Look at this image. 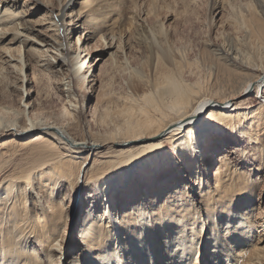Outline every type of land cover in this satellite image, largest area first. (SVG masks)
I'll return each instance as SVG.
<instances>
[{
    "label": "bare ground",
    "instance_id": "bare-ground-1",
    "mask_svg": "<svg viewBox=\"0 0 264 264\" xmlns=\"http://www.w3.org/2000/svg\"><path fill=\"white\" fill-rule=\"evenodd\" d=\"M4 1L7 0H0L2 7V10H0V23L15 22L16 24H20L21 22L16 15L18 11L9 8L7 2H5L7 4L1 3ZM132 4L136 6L135 2H132ZM61 5L56 14L59 25L57 21H55V25L59 29H62L63 32H67L70 31V27L66 25L70 24V17L73 15L71 13L69 16L68 12L61 8ZM213 5L211 7L213 8L212 10L216 9L217 6L216 4ZM229 5L231 4L229 3ZM246 9V12H244L245 9L235 11L234 17L244 25V31L246 32L245 38H249L248 41L250 44H253L259 53L256 55L244 51L243 48L240 51V48H237L238 46H235L233 43L235 37H231L230 34L225 36V47L206 42L202 54L203 64L206 67L209 78V82L207 80L208 84H206L208 85L207 87L198 80L192 82L185 78L184 69L187 65L185 62L187 57L183 53H180L178 58L173 51L174 49L170 47V43H165L167 41L164 42L167 44L165 47H154L156 48L153 51V66H155V73L153 75L155 76L151 79L142 69L131 67L127 57L124 58L125 60L123 62L126 67L124 71H127L128 79L126 83L130 89L126 97L124 99L121 98L122 106L116 107L115 109L119 113L117 114L121 116L120 124H117L118 121L112 118L110 120L111 123H115L114 128L110 131V137L114 139L112 146L115 144H124V146L122 148H115V150L110 151V154H108V150L111 146H105L106 142L103 140L91 139L89 142L85 139L76 140L70 135L64 125L55 122H46L45 120L40 121L37 118L32 119L35 112L33 110L26 112L25 107L29 109L28 102L23 101L21 103L24 107L22 115H24L25 122L23 124H18L15 121H9L7 123L0 122V185H4L5 190L3 201L0 202V232L8 236L11 231H19L20 236L17 239L24 237L25 234L28 236H37L35 243L39 244L42 252L50 260L51 253L54 251L52 246L57 241L61 245L67 243L71 248L82 242L85 236L92 238L94 233V238L99 240L103 232H107L111 228L112 219H109L105 223L104 216L94 213V199L92 195L86 193L83 196L81 194L94 178L96 183H98L100 179L108 177L107 183L100 185L96 193L107 191L109 197L106 198H111L114 204H119L120 208L128 209L129 213L132 212L138 203L145 202L146 199L151 204L158 200L163 202L173 198L180 191L176 186H172L165 192H153L151 195L148 194L149 191L138 186V190L140 191L139 198L134 199V201L132 200L131 203L127 197V195L130 196V193L126 194L127 191L124 193L123 187L129 182L127 179L136 167L143 168L145 165H155L156 162L168 161L171 164L174 163L169 159L168 152L165 151L166 147L164 142L166 141L172 144L174 135L180 129L173 126V130L167 131L166 134L165 130L169 125H174L175 121H179L182 117L188 116L190 111L196 113L207 109L208 113L205 119L213 118L219 126L224 128L233 125L239 126L242 122H247L246 134L253 135L255 137L254 142H259L260 137L264 135V99L257 100L261 96L262 91H264V55H262L264 52V1L252 0L251 5ZM151 11H153V8ZM89 14L90 16L87 18L89 19L88 24L85 26L87 28L90 25L97 27L98 32H101L103 26L108 21L104 6L95 4L91 7ZM67 15L69 16V21H66L65 17ZM120 16L118 17L119 19ZM114 24L116 23L114 22ZM30 29L34 30L32 27ZM35 31L37 35L41 36V31ZM117 31H119L118 28L116 30L112 28L108 36L110 39L116 38V47L121 49V35ZM104 35V33H100L101 38L105 37ZM164 36L167 38L166 34ZM46 38L42 36L39 39L40 44L36 43L41 47H37V45L27 47L23 51L24 54L21 52L22 54L17 58L12 56L7 49L3 50L5 54H1L0 56V72L5 67L4 65L14 69L19 66L16 65V62L22 64L19 71L16 68L22 76L20 79L21 85L18 86L21 99L23 95H26L27 98L30 96V89L24 88L28 84L27 74L25 73L28 68H31L30 66L33 63L40 68L48 69L54 74L63 73L65 76L62 78L60 82L61 88L60 86L59 88L63 95L67 97L73 99L74 90L80 91L81 89L88 90L91 88L96 80L90 78L91 73L85 77L92 63L89 62L91 58L88 62L86 61L90 50L84 44L81 47L77 43L81 39V36L74 43L75 50L73 55H70L67 47H60L62 41L59 42L55 38L52 39L50 37L49 39ZM28 40L29 37H26V43ZM53 49L57 52L59 51L62 57L59 58L56 55L54 57V55L47 53L48 51L52 52ZM255 56L258 57V60ZM60 69L63 71L60 72ZM240 69L244 70L241 71ZM260 69L261 73H257ZM138 89H141V91H138ZM245 91H250L253 95L244 96L234 103V98L242 95ZM97 95H99L98 92ZM75 96L73 104H70L73 107H78L79 101ZM249 108H254V110L249 112ZM108 113L109 110L105 109V117ZM213 132L222 134L217 130H205V136ZM190 133L191 129L189 130ZM2 137H7V139L2 140ZM148 139L150 140L147 141ZM127 142L130 143L125 144ZM8 143L23 147L31 143L38 144V146L42 144L47 149H50V153L46 158L42 157L43 162H39L40 168H38L39 166L35 169L33 168L29 174L15 176L7 173L2 174V170L5 169L6 162H8L7 160L11 158L9 156V158L7 157L8 159H4L9 152L2 151L3 147ZM262 144L261 146H263ZM57 147L63 148L65 153L55 151ZM100 147L107 148L103 152H100L98 149ZM168 151L170 150L168 149ZM9 155L11 154L9 153ZM216 158L218 163L212 173L213 181L210 184L209 179L203 180V192H200L198 188L201 202L205 204H207L205 197L211 198L213 190L218 189L221 185L231 187L234 182H239L241 178L238 175L239 169L229 166L224 157L218 156ZM89 161L90 163H88ZM211 161L212 159L207 158V163L202 162L200 169L203 172L206 171ZM123 167L125 169H122ZM45 168L49 169L46 173H44ZM179 171L181 170L178 168L176 173ZM37 172L44 174L36 176ZM179 173L183 174V172ZM33 176H36L34 181L32 179ZM60 180L73 186L75 190L73 201L68 210H64L66 209L64 204L53 196L55 194L54 190H56ZM5 181H7V184H4ZM81 181H83V184H81ZM20 183H25V185L16 191L15 185ZM32 184H34L32 192L33 198L28 202L26 189ZM129 184H133V182ZM135 184H137V181H135ZM184 188L186 189L187 186L185 185ZM117 190H122L120 192L121 194H119V198H123L121 199L122 203L116 200L118 198L116 194ZM256 196L255 191L251 192L249 197L241 202L240 207L244 209L246 214L252 213ZM90 197L91 199L87 200ZM194 207L195 205H193ZM80 212L81 215L79 214ZM72 213L74 214L73 218L71 217L73 215ZM94 216L95 219H93ZM78 220L79 223L75 231V237H72L74 225H76ZM213 224H215V221H213ZM254 226L255 224L252 218V223L246 232L241 233L235 239L234 243L228 246L229 248H235L237 244H239L238 246H242L240 249L235 248V255L233 257L234 264L235 262L236 264L261 263L260 260L264 257V253H261L264 252V231L262 232V237H258V245L253 244L249 248H244V244L253 235L252 231ZM212 231H215L214 227ZM168 234V232H153L150 234V239L155 242L161 236H167ZM199 249L200 244L193 242L191 238H189L187 245H181L179 248V256H175L177 249L168 252L166 248L160 249L157 247V264H174V257L175 264H179L180 261H185L186 264H197V261L201 260ZM203 250L207 256V260L203 264H220L221 258L225 261L227 259L222 251L217 253L216 249L210 247L207 243L204 244ZM193 252L195 256H192ZM134 255L138 257V253H134ZM190 256L192 257L191 259H189ZM129 258L132 259L133 257L130 256ZM37 264H39V261ZM56 264H58V260Z\"/></svg>",
    "mask_w": 264,
    "mask_h": 264
},
{
    "label": "rangeland",
    "instance_id": "rangeland-1",
    "mask_svg": "<svg viewBox=\"0 0 264 264\" xmlns=\"http://www.w3.org/2000/svg\"><path fill=\"white\" fill-rule=\"evenodd\" d=\"M229 1L79 0L78 6L71 12H68V15L70 16L72 13L71 15H75L77 18H79L80 15L87 13V17H85L86 19H84V22L77 26L81 29H83L84 26L86 29L84 28L82 32H77L75 36H73L71 32V24L66 25L70 27V31L67 32H63L62 29H59V27L55 25V21H57V24L59 25V20L57 19L56 14L60 5L65 3V0H37L38 3H43L50 7L48 11L32 16L28 15V12L23 9V6H21L19 9L15 7L18 0H7L1 2L2 4L8 3L9 8L16 9L18 12L20 11L21 14L18 16V18L21 23H0V39H2L6 34H11L10 39L4 43H0V56L1 54H5L3 53V50L7 49L12 56L17 58L20 54H24L23 51L27 49V47L40 44L39 39L42 38V36L45 38L47 37L46 39H49L50 37L52 39L55 38L59 42L62 41L60 47H67L70 55H73L75 50L74 43L76 39L81 36L80 40H83L84 34L89 33L88 39L84 45L88 50H90V54L86 61L88 62L91 58L89 62L92 63V65L85 77L91 73L90 78H94L96 81H94V84L88 90H74V96L77 95L75 97L78 99L79 105L78 107H73L71 104H73L74 96L73 99L71 97H67L66 95H63L60 90V82L65 75L63 73L54 74L48 69L40 68L39 66L35 65L33 61H31V63H33L30 66L31 68H28L25 73L27 74L28 84L24 87L26 89H30V96L27 98L26 95H23V98L21 99V93L20 89H18V86L21 85L20 79L22 76L18 71L19 68L22 67V64H20V62H16V65H19L16 67L18 68V71L16 68H14V70L13 68H9L4 65L5 67L0 72V122L7 123L9 121H15L18 124H23L25 122L24 115H22L24 107L21 103L25 101L28 102L27 105L29 106V109L25 107L26 112L32 110L35 112V115L32 117V119L37 118V120L40 121L45 120L46 122L49 121L64 125L70 135L76 140L85 139L88 142L91 139L103 140L106 142L105 146H111V148L109 147L108 154H110V151L115 150V148H122L124 144H115L112 146L114 139H111L110 131H112L114 128L115 123H111L110 120L112 118L113 120L118 121L117 124H120L119 121H121V116L118 115L119 113L115 109L116 107L122 106V99L126 97L130 89L126 83V80L128 79L126 74L127 71H124L126 70L125 64L123 62L125 60L124 58L127 57L131 67L142 69L144 73L147 74L151 79L155 76L153 75L155 73V66H153V51L156 49L154 47H165L170 43V47L174 49L173 51L178 56V58L180 53H183V55L187 57L185 61L187 65L184 69L185 78L192 82L198 80L202 84H205V87H207L208 85L206 84H208L207 80L209 78L206 67L203 64L202 54L203 50L205 49L206 42L225 47V36L230 34L231 37H235V42L233 41V43L235 46H238L237 48H240V51H242L241 49L243 48L244 51L256 55L259 53L253 44H250L248 41L249 38H245L246 32L244 31V25H242L241 22L236 20L234 17V12L238 11L239 9H245L244 12H246V8L251 5L252 0ZM24 2L27 3V0H24ZM132 2H135L136 6H134ZM229 3L231 5H229ZM95 4L103 5L106 15L108 16V21L103 26L101 32H98L97 27L90 25L91 28H89L90 26L87 28V26H85L88 24L89 19L87 18L90 16L89 11ZM213 4L220 5L222 8L219 7L218 11L212 10L213 8L211 7ZM1 8L2 7L0 5V9ZM152 8L153 11H151ZM68 15L65 17L66 21H69ZM119 15H121L120 19L118 18ZM114 22L116 24H114ZM37 25H39V27H37ZM30 27L34 28V30L30 29ZM111 27L115 30L117 28L119 29L117 33L121 35V49L116 47V38L110 39L108 36L110 30H112ZM35 30H38L39 32L41 31V36L37 35ZM100 33H104L105 37L101 38ZM164 34H166L167 38L164 36ZM26 37H29L30 40H28L27 43ZM16 41L19 42L16 43ZM37 47L41 46L37 45ZM47 53L54 55V57L55 55L59 58L62 57V54L59 51L57 52L55 49H53L52 52L48 51ZM253 54L252 56H254ZM262 55H264V52ZM255 57L258 60V57ZM62 71L63 70L60 69V72ZM257 73H261V69L258 70ZM97 88L100 90L97 91ZM138 91H141V89H138ZM97 92L99 95H97ZM245 92L243 94H245ZM243 94L234 98L233 101H238L243 98L245 96ZM110 107L113 108L111 109ZM105 109L109 110V113L106 115V117ZM206 137L208 141L213 143L215 146H224L232 142L230 141V138L215 132L210 133L209 135L207 134ZM6 139L7 137H2V140ZM149 140L150 139L147 141ZM129 143L130 142H127L125 144ZM164 144L166 149L173 151L171 143L165 141ZM262 145V147H264V143ZM107 147H100L98 149L100 152H103ZM45 149L47 148L42 144H39L38 146V144L31 143L30 145H24L23 147L21 145L19 146L8 143L5 145V147H3L2 151H6L11 154L9 155V153H7L8 156L6 155V158L4 157V159H8L9 156L12 159L9 158L7 160L8 162H6L5 169L2 170V174L7 173L10 175L12 174L13 176L29 174L33 168L35 169L38 166V168H40V163L43 162V158H46L50 153V149ZM55 149H57L55 151L65 153L64 149L61 147H57ZM207 158L211 159L210 153ZM66 159H68V157H66ZM229 159H231V157H229ZM177 163L179 162L171 164L170 162L166 161L161 163L156 162L155 165L151 166L145 165L143 168L136 167L131 172L130 177L127 179L129 182H127L123 187L124 193H126V191V194L130 193V196L127 195L128 201L132 203V200L134 201V199L139 198L138 196L140 195V191L138 190V186L146 189V191H149L148 194L151 195L156 191L165 192L172 186L179 184L184 178V173H179L182 171L176 173L177 169L179 168L177 167ZM217 163L218 162L216 158L215 162L211 161L207 166L206 171H204V181L209 179L211 184L213 181L212 173L215 170ZM213 164L215 166H213ZM122 169H125V167ZM179 170H181V168H179ZM135 181H137L138 185L135 184ZM132 182L133 184H129ZM62 184L64 186L61 188ZM23 185H25V183H23ZM95 188L96 186L93 184V189L95 190ZM57 189H59L58 192ZM86 189H84L81 194L83 196H85L86 193H89L88 195H92L94 199L93 205L99 207L100 205L97 203L94 197L98 196L100 193L97 194V191L89 192L86 191ZM54 192L56 199L60 200L64 204L66 208L64 210H68L74 198V187L70 186L68 183H65L63 180H60ZM120 192H122V190L116 191V194L118 195L116 200H119V203H122L121 199L123 198H119V194H121ZM255 193L257 196L254 199L255 204L251 213H254L252 218L255 226L252 231L253 235L248 239V242L244 244V248H249L253 244L258 245V237H262V232L264 231V199H262V197H264V182H259ZM196 194L199 196L198 189ZM90 199L91 197L87 198V200ZM28 202H30L29 198ZM79 214L81 215V212ZM73 216L74 214L71 217L73 218ZM256 221H259V223H256ZM78 223L79 220L76 222V225H74L72 237H75V231L78 228ZM36 245L39 247V244L36 243ZM238 245L239 244L236 245V249L242 248V246ZM39 249L42 252L40 247ZM199 250L201 256L200 261L203 264L207 260V256L204 250L202 253L201 249ZM263 258L264 257L261 258V263L259 264H264Z\"/></svg>",
    "mask_w": 264,
    "mask_h": 264
},
{
    "label": "snow or ice",
    "instance_id": "snow-or-ice-1",
    "mask_svg": "<svg viewBox=\"0 0 264 264\" xmlns=\"http://www.w3.org/2000/svg\"><path fill=\"white\" fill-rule=\"evenodd\" d=\"M78 3L79 0H65L61 8L66 12H71L78 6ZM21 6L29 16L48 11L50 7L38 3L37 0H27V3L24 0H18L15 7L19 9ZM219 7L217 5L214 10L218 11ZM20 14V12L16 13L17 16ZM86 15L87 13L80 15L79 18L75 15L70 17L73 36L83 31L77 26L84 22ZM88 35L89 33H85L84 39L77 41L81 47L87 41ZM10 37L11 34H6L0 39V43L6 42ZM244 95L249 96L253 93L249 91ZM261 99H264V91L257 98L258 101ZM253 110L254 108H249V112ZM207 113V109L196 113L190 111L188 116L175 121L174 125H169L165 130L166 134L167 131L173 130V126L180 129L172 139L173 151L165 149L169 159L174 163L179 162L177 167L181 168L184 173V178L176 185L180 191L173 198L163 202L158 200L151 204L146 201L138 203L129 213L128 209L120 208L113 203L111 198H106L109 197V193L104 191L94 197L100 206L94 205L93 210L94 213L104 216L105 223L112 219V225L107 232L101 230L103 234L99 240L94 238V233L92 238L85 236L82 242L71 248L67 243L61 245L57 241L52 246L54 251L49 260L36 245L37 236L25 234L24 237L17 239L20 236L19 231H11L8 236L0 232V264H37L38 261L39 264H56L57 260L58 264H157V247L166 248L168 252L177 249L175 256H179V248L182 244L187 245L189 238L200 244L201 253L205 243L215 248L217 253L222 251L227 259L225 261L221 258L220 264H234L235 248L228 246L233 244L241 233L246 232L252 223V215H254V213L246 214L240 204L256 190L259 182H264V147L261 146L264 143V135L260 137L259 142H254L255 137L245 132L247 122H242L239 126L224 128L219 126L213 118L205 119ZM205 130H217L230 138L232 142L224 146H215L208 141ZM209 153L213 162L218 156L224 157L229 166L239 169L238 175L241 178L231 187L221 185L213 190L211 198L205 197L207 201L205 204L201 202L196 191L198 188L200 192L204 191L202 186L204 172L200 169V164L207 163ZM48 170L45 168L44 173ZM44 173L37 172L36 176ZM36 176L32 177L33 181ZM107 180L108 177H104L96 183L94 178L86 191H98L100 185L107 183ZM4 184H7V181ZM93 184H96L95 190ZM63 186L62 184L61 188ZM23 187L22 183L17 184L15 190L18 191ZM33 189L34 184L26 189L30 201L33 198ZM4 196V185H0V202L3 201ZM193 205H195L194 208ZM153 232H168L169 234L153 242L150 239V234ZM134 253H138V257ZM130 256L133 258L130 259ZM192 256H195L194 252ZM191 258L190 256L189 259ZM173 260L175 264V257ZM179 264H186V262L180 261ZM197 264H202V262L197 261Z\"/></svg>",
    "mask_w": 264,
    "mask_h": 264
}]
</instances>
